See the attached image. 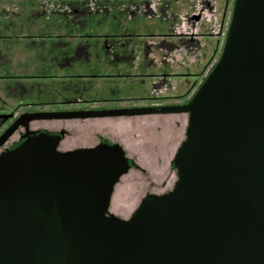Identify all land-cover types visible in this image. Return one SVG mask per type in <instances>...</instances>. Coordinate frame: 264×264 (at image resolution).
<instances>
[{
	"label": "water",
	"instance_id": "water-1",
	"mask_svg": "<svg viewBox=\"0 0 264 264\" xmlns=\"http://www.w3.org/2000/svg\"><path fill=\"white\" fill-rule=\"evenodd\" d=\"M188 114L173 190L112 211L132 167L119 143L62 150L31 122ZM0 152V264H264V0H235L222 55L185 104L30 111Z\"/></svg>",
	"mask_w": 264,
	"mask_h": 264
},
{
	"label": "rangeland",
	"instance_id": "rangeland-1",
	"mask_svg": "<svg viewBox=\"0 0 264 264\" xmlns=\"http://www.w3.org/2000/svg\"><path fill=\"white\" fill-rule=\"evenodd\" d=\"M234 6L235 0H0V135L29 110L99 107L93 100L102 98L134 97L121 105L188 102L222 55ZM78 96L88 102H69ZM33 126L62 130V150L93 145L99 135L124 142L140 168L117 185L112 211L128 218L147 189H174L171 163L188 115Z\"/></svg>",
	"mask_w": 264,
	"mask_h": 264
},
{
	"label": "flooded vegetation",
	"instance_id": "flooded-vegetation-1",
	"mask_svg": "<svg viewBox=\"0 0 264 264\" xmlns=\"http://www.w3.org/2000/svg\"><path fill=\"white\" fill-rule=\"evenodd\" d=\"M72 87L75 88L76 91H80V87H79V84L77 82H74V85H72ZM134 97L132 98H102V99H99V100H93L94 102H97V103H103L104 105L102 106H99V107H75V108H70V109H46V110H29L27 112H30V111H58V110H88V109H111V108H132V107H139V106H161V105H177V104H185V103H177V104H151V105H134V104H129V105H121L119 103L121 102H125V101H131L133 100ZM70 103H74V104H78L80 102H88V100H84L81 96H78L72 100H69ZM112 103V104H111ZM106 104V105H105ZM166 114V113H164ZM175 114H179V113H175ZM156 115V114H155ZM188 115V114H187ZM135 116H139V115H135ZM141 116V115H140ZM119 117H124V116H119ZM126 117H130V116H126ZM100 118H107V117H100ZM87 119V118H86ZM50 120H70V119H50ZM35 121H38V120H35ZM35 121H32L31 122V129L32 130H41V129H47L49 130L50 132L52 133H60L62 130H50L48 128H45V127H40V126H37V127H34L33 126V123ZM12 124V123H11ZM10 124V125H11ZM9 125V126H10ZM8 126V127H9ZM7 129V128H6ZM5 131V130H4ZM25 132V127L23 126H20L19 129L16 131V133L14 135H16V140H14L13 142H10L9 141L1 148V149H5V148H12L14 147L16 144H18L21 140H22V134ZM13 135V136H14ZM11 139V138H10ZM65 139V136L61 142V144L63 143ZM100 142H108L110 144H113V143H119L121 144L125 151H126V154L128 155V147L127 145L124 143V142H121V141H118V140H115L111 135H99V138H98V142L93 144V145H84V146H95L97 144H99ZM60 144V146H61ZM78 147H81V146H78ZM76 148V147H75ZM0 149V150H1ZM129 157V161H130V164H131V168L129 170V172L131 171L132 168H136V165H138L136 163V157L132 156V155H128ZM171 166H172V163H171ZM173 168V167H172ZM128 172V173H129ZM127 173V174H128ZM125 176V175H124ZM123 176V177H124ZM122 177V178H123ZM122 181V179L120 180V182ZM119 182V183H120ZM174 183V182H172ZM173 185V184H172ZM116 191V190H115ZM170 191V188H167L165 189L164 191H153V190H146L142 196V199L145 198L146 196H148L149 194H164V193H167ZM136 208V207H135Z\"/></svg>",
	"mask_w": 264,
	"mask_h": 264
},
{
	"label": "trees",
	"instance_id": "trees-1",
	"mask_svg": "<svg viewBox=\"0 0 264 264\" xmlns=\"http://www.w3.org/2000/svg\"><path fill=\"white\" fill-rule=\"evenodd\" d=\"M136 167H139V168H140V166H139V165H136ZM172 167H173V169H174V170H176V169L174 168V166H173V165H172Z\"/></svg>",
	"mask_w": 264,
	"mask_h": 264
},
{
	"label": "bare ground",
	"instance_id": "bare-ground-1",
	"mask_svg": "<svg viewBox=\"0 0 264 264\" xmlns=\"http://www.w3.org/2000/svg\"><path fill=\"white\" fill-rule=\"evenodd\" d=\"M181 146V145H180Z\"/></svg>",
	"mask_w": 264,
	"mask_h": 264
}]
</instances>
